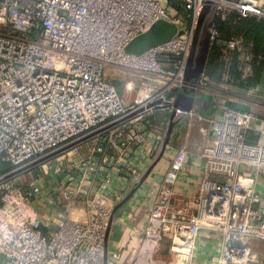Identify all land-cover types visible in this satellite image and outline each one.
I'll return each mask as SVG.
<instances>
[{"label": "built area", "instance_id": "built-area-1", "mask_svg": "<svg viewBox=\"0 0 264 264\" xmlns=\"http://www.w3.org/2000/svg\"><path fill=\"white\" fill-rule=\"evenodd\" d=\"M206 6V59L219 49L220 77L213 81L204 65L188 83L184 69ZM232 13L264 21V0H0V264H103L115 179L138 182L133 155L163 142L185 84L196 91L194 104L206 95L238 107L206 116L193 104L178 120L187 129L150 193L127 264H193L202 232L220 237L210 264L256 258L249 249L264 242V114L251 98L264 103L256 82L264 56L240 35L220 39ZM160 21L175 27L170 40L127 50ZM112 77L125 78L128 93L139 82L130 103ZM189 155L202 163L194 195L177 187ZM162 243L166 260L155 258Z\"/></svg>", "mask_w": 264, "mask_h": 264}, {"label": "crops", "instance_id": "crops-1", "mask_svg": "<svg viewBox=\"0 0 264 264\" xmlns=\"http://www.w3.org/2000/svg\"><path fill=\"white\" fill-rule=\"evenodd\" d=\"M205 60L203 67L205 65ZM263 73L264 70L261 71V76L257 81L262 93H264ZM181 91L182 88L176 92V95ZM227 93L229 92L227 91ZM186 94L193 97L194 99L196 91L189 88ZM199 99L200 102L197 101L194 104L196 105L195 108L197 111L207 114V116L219 115L222 110L229 106L238 107L233 103L227 102L225 104V101H218L217 99L206 95L200 97ZM253 102H256L254 103V111L260 115L264 114V111L262 110L264 103H260L261 101ZM187 122L188 121L184 119L175 125L169 145L156 164L154 162L160 153L162 145V142L158 141V139L157 142H155L154 145L149 148V151L143 149L133 155L134 162L138 166L141 173L138 182L135 183L132 179L128 178L127 175L119 176V178L115 179L114 186L116 192L119 194L117 198V204L125 199L127 200L117 211H115L113 220L111 222L106 242V264H127V256L135 240L133 236L140 234L145 225L146 209L148 207L150 193L156 189L157 184L164 175L172 158L173 149L179 145L181 136L187 129ZM193 131L195 132L194 134L196 138L197 131L195 129ZM153 164L154 166L152 167L146 179L140 183L142 176ZM200 165H202V163L198 156L196 157L189 155L187 157L185 167L180 173L181 178L177 186L179 193L185 192L186 194L194 195L197 192L195 188V181L199 180V174L197 170L200 168ZM44 189L46 190V188ZM75 215L80 219H84V213L82 210L80 211V209L75 211ZM200 236L201 238L198 244L197 253L193 259V264H210L209 255L218 254L219 249L217 247L220 245V237L218 234H211L208 232H202ZM115 252L119 253L118 259L110 256ZM168 257V245L166 243H162L157 249L155 258L166 260Z\"/></svg>", "mask_w": 264, "mask_h": 264}, {"label": "water", "instance_id": "water-1", "mask_svg": "<svg viewBox=\"0 0 264 264\" xmlns=\"http://www.w3.org/2000/svg\"><path fill=\"white\" fill-rule=\"evenodd\" d=\"M208 11H209V7L206 6L203 10L202 16L198 20L197 29L195 31L194 38L192 41L190 55H189L188 60H187L188 65H192L194 62L195 49H196L197 41L199 39V35H200L201 29H202L204 17ZM175 33H176V29L174 26L168 25L167 23H164L161 21L157 22L151 27V29L147 33L137 37L132 42H130L127 46V50L133 54L141 53V52H143V51H145V50H147L153 46H156L158 44H161V43H164V42L170 40L175 35ZM203 36L206 40L207 39L206 28L203 31ZM207 44H208V40H207ZM206 50H207V47H206ZM187 85L188 84H185V86L182 87V91L176 95L175 101L173 103V111L170 113L167 128H166V131L164 134V139H163V142L161 145L160 153L154 162L155 164L158 160H160V158L162 157V155L165 151L166 146L169 144L173 129H174L175 125L179 122L178 120L183 118L184 116H187L189 111L193 107V104H194L193 97L186 94L187 91L189 90V86H187ZM60 150H62V149H60ZM30 166H32V165H29L28 167H30ZM153 166H154V164L142 176L140 183H142L146 179V177L150 173ZM126 200L127 199L121 201L115 207L113 214H112V217H111L109 224H108L106 240L108 237V233H109V229L111 226V222L113 220L114 213L124 204V202ZM106 255H107V252H106V247H105L103 264H106V257H107Z\"/></svg>", "mask_w": 264, "mask_h": 264}, {"label": "trees", "instance_id": "trees-1", "mask_svg": "<svg viewBox=\"0 0 264 264\" xmlns=\"http://www.w3.org/2000/svg\"><path fill=\"white\" fill-rule=\"evenodd\" d=\"M219 33L221 40H227L232 35L242 36L244 43L251 47V50L255 55L264 56V21L257 20L256 18L239 19L236 13H232L225 21L220 23ZM218 50L217 47L211 50L205 64V72L213 81H218L220 77L221 64L217 62L220 55ZM262 69L263 66H259L256 82L261 76ZM113 84L114 86H118L116 81H113ZM198 113L207 116V114H203L199 111ZM164 117L165 115L163 114L160 116V119H163ZM194 129L197 130V125L192 128L191 137L197 139V134L195 138Z\"/></svg>", "mask_w": 264, "mask_h": 264}, {"label": "rangeland", "instance_id": "rangeland-1", "mask_svg": "<svg viewBox=\"0 0 264 264\" xmlns=\"http://www.w3.org/2000/svg\"><path fill=\"white\" fill-rule=\"evenodd\" d=\"M207 28V22L206 19L204 20L203 24H202V29L199 35V39L197 41V45H196V49H195V56H194V62L192 65H188L186 64L185 69H184V80L185 82L188 83H194L199 79L200 76V72L202 71L203 68V63L207 54V39L205 40L204 36H203V31L204 29ZM203 62V63H202ZM118 74L122 75V77L127 76V78H131V79H136L138 80V78H136L133 74H128L125 73L124 71H118ZM130 76V77H129ZM113 81H116L118 83V86H115L119 96L121 97V99H123V101L125 103H130L137 91V87L139 85V82L136 81V85L135 88L132 92H126L124 84L126 82V79L124 78H114L112 77ZM112 81V83H113ZM263 81H264V73H263ZM114 85V84H113ZM264 85V82H263ZM262 87V86H261ZM264 90V87H263ZM241 95H243V92H239ZM224 96H228L229 94L227 93V91H224ZM244 98L245 95H243ZM251 101H254V98H251ZM36 174L32 173V174H28L27 176H25L27 178H35ZM70 216V214H69ZM70 217H73L70 216ZM256 253V258L251 262H247V264H264V242L263 241H252L250 244V249H249V255H252Z\"/></svg>", "mask_w": 264, "mask_h": 264}]
</instances>
